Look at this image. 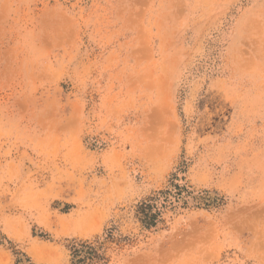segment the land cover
Returning <instances> with one entry per match:
<instances>
[{
	"label": "rangeland",
	"instance_id": "1",
	"mask_svg": "<svg viewBox=\"0 0 264 264\" xmlns=\"http://www.w3.org/2000/svg\"><path fill=\"white\" fill-rule=\"evenodd\" d=\"M0 264H264V0H0Z\"/></svg>",
	"mask_w": 264,
	"mask_h": 264
},
{
	"label": "trees",
	"instance_id": "2",
	"mask_svg": "<svg viewBox=\"0 0 264 264\" xmlns=\"http://www.w3.org/2000/svg\"><path fill=\"white\" fill-rule=\"evenodd\" d=\"M152 208H153V206H151L149 204H145L142 207V211H143L142 213H143V216H144L143 223L148 228H150L152 226H155L157 224V220H158V217L160 215L158 212L152 213ZM76 253L77 252H75V256L77 255ZM94 255L95 254H91L90 256L91 257H95ZM87 259H91V258L80 259L79 263L80 262L84 263V262H86Z\"/></svg>",
	"mask_w": 264,
	"mask_h": 264
}]
</instances>
